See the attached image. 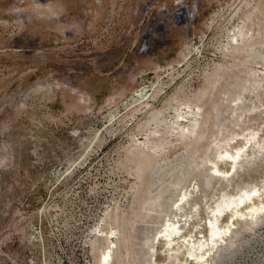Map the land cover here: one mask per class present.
<instances>
[{
	"label": "rangeland",
	"instance_id": "rangeland-1",
	"mask_svg": "<svg viewBox=\"0 0 264 264\" xmlns=\"http://www.w3.org/2000/svg\"><path fill=\"white\" fill-rule=\"evenodd\" d=\"M220 143L245 144L230 179ZM253 185L264 203V0H0V264H185ZM240 213L213 216L209 264H264V212Z\"/></svg>",
	"mask_w": 264,
	"mask_h": 264
},
{
	"label": "bare ground",
	"instance_id": "bare-ground-1",
	"mask_svg": "<svg viewBox=\"0 0 264 264\" xmlns=\"http://www.w3.org/2000/svg\"><path fill=\"white\" fill-rule=\"evenodd\" d=\"M259 126L260 124L256 123L247 127L249 129V136L246 142H244L245 144H247V142L249 141H252V139L253 141L254 140L256 141V136L259 131ZM233 137L234 135L230 136V139ZM223 141L224 142L222 143H227V141L229 140L224 139ZM258 142L259 139L255 143ZM222 143L219 144V147L216 150L215 156L213 157V160H216V163L213 164L211 168L219 177H222L224 179H230L233 175H235L238 166L242 160L245 144L237 147L233 152H229L226 149V144H222ZM258 187L257 185H253L250 188L239 187L240 189L238 188L239 189L238 193L233 195L223 193L213 207V211L215 213L216 212L221 213L222 218H220V222L231 221V217H233L238 211L241 212L240 214H245L254 217L264 212V203L260 201V199L257 197V194L259 193V189H260ZM183 195H181L180 199L183 198ZM215 213L213 214V216H215ZM213 216L210 217L209 224H207L208 248L203 250L204 246L206 245L204 239H199L197 242H193L190 239H188V240H183V242L181 243L184 248L183 251L180 252V255L182 256L185 264H209V254L212 249L217 247L216 240L221 236L220 234L221 229L215 223L216 222L215 217ZM222 224H224V222ZM163 226L164 229L160 232V235L164 237L165 243L160 244L159 246L154 248L153 256H157L158 254L160 255V253H165V251L171 248V244L169 243L171 235L177 231L176 225L168 220L164 222ZM110 257H111V248L109 246L108 249H106L101 254L100 261L102 263H109Z\"/></svg>",
	"mask_w": 264,
	"mask_h": 264
}]
</instances>
